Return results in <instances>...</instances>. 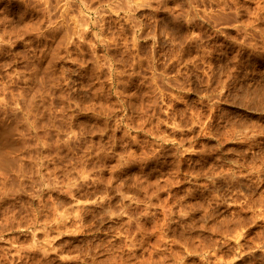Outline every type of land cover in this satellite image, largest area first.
Segmentation results:
<instances>
[{"label":"rangeland","instance_id":"1","mask_svg":"<svg viewBox=\"0 0 264 264\" xmlns=\"http://www.w3.org/2000/svg\"><path fill=\"white\" fill-rule=\"evenodd\" d=\"M149 2L0 0V264H264V137L202 151L229 106L193 83L254 81L264 109V41L192 21L189 0Z\"/></svg>","mask_w":264,"mask_h":264},{"label":"clouds","instance_id":"2","mask_svg":"<svg viewBox=\"0 0 264 264\" xmlns=\"http://www.w3.org/2000/svg\"><path fill=\"white\" fill-rule=\"evenodd\" d=\"M47 2V0H45ZM119 3L120 0H117ZM128 8L133 7H150L151 4L149 0H136V3H132V0H122ZM159 2V0H157ZM253 2L258 5L264 3V0H253ZM189 3L192 5V11L196 15L191 17L192 21L197 19H203L206 23L210 24L215 30L224 35V28H234L237 32L243 37L240 40V43L244 41L251 40L255 41L257 38L264 41V7H258L257 9H252L251 4L248 3V0H221L223 7L220 8L217 12H212L210 10L205 11L204 16H200V10L195 7L196 0H189ZM227 9V11H225ZM121 11L124 9L121 8ZM251 18V20H250ZM139 31V29H137ZM229 39H235V37L229 36ZM193 39L199 41L200 46H205L206 41L199 35L196 34ZM226 55V53H225ZM212 66L205 65V72L208 76V81H211L212 76ZM229 71H234L230 69ZM163 78V83L168 84L170 77H165L163 73L159 74ZM195 91L199 96L200 101L203 102L207 100L210 105L217 107L222 104H227L228 108L221 109V125L217 127V132L215 135L209 130V135L211 138L216 139L218 144L211 149H202V151H218L222 148H225V145L228 144H252L257 141L259 137H264V123L259 120H251L245 117L241 113H232L229 111L230 108H243L245 112H252L254 115L264 116V109L258 110L257 106L251 102V97L256 91L252 87V84L255 83L247 81L245 78L238 79L232 90H222V89H213L210 83H206L203 78H199V83L195 82ZM171 87L172 85H168ZM179 91H192L191 87H182L179 84L177 85ZM171 127L175 130L183 131L184 129L180 128L179 124L175 122L172 123ZM169 143L176 144L175 140L165 141ZM179 147H183L182 144ZM185 152L191 151V149H184ZM241 151H246L245 149H238L234 147L226 148L227 153H237ZM148 157L147 156H137L132 152H127L125 156H121V160L124 161V164H141L147 166ZM123 166V165H122ZM155 170V169H153ZM223 174V173H222ZM230 175L235 178L236 173H230ZM238 242V241H237Z\"/></svg>","mask_w":264,"mask_h":264},{"label":"bare ground","instance_id":"3","mask_svg":"<svg viewBox=\"0 0 264 264\" xmlns=\"http://www.w3.org/2000/svg\"><path fill=\"white\" fill-rule=\"evenodd\" d=\"M6 124H7V123H6ZM6 126H7V125H6ZM6 126H5V127H6ZM9 126H10V125H9ZM6 128H7V127H6ZM6 128H5V129H6ZM3 129H4V127H3ZM10 129H11V128L8 129L9 131H7V129H6V130L3 131V132L0 130V132H1V136L3 135L4 138L9 139L8 141H10V137L8 136V133H7V132H10ZM6 134H7V135H6ZM9 134H10V133H9ZM3 137H2V138H3ZM11 137H13V136H11ZM0 138H1V137H0ZM2 138H1V140H2ZM12 140H13V138H12ZM12 140H11V141H12ZM2 141H3V140H2ZM8 141H6V142H7V143H10V142H8ZM0 142H1V141H0ZM12 142H13V141H12ZM3 143L5 144V141H3ZM4 144H3V146H2V150H1V145H2V142H1V145H0V151H1V152H2V151L4 150V148H5V147H4ZM10 144H11V143H10ZM14 144H15V143H14ZM11 145H12V144H11ZM5 146H6V144H5ZM9 146H10V145H9ZM13 147H14V146H13ZM10 148H11V147H10ZM14 149H15V148H14ZM17 149H18V148H17ZM9 150H10V149H9ZM12 150H13V148H12ZM12 150H11V151H12ZM19 150H20V148H19ZM7 151H8V149H6V152H7ZM13 151H14V150H13ZM8 152H9V151H8ZM2 153H3V152H2ZM4 154H5V153H4ZM6 154H7V153H6ZM8 154H12V153L9 152ZM2 155H3V154H2ZM4 156H5V155H4ZM4 156H3V157H4ZM0 157H1V156H0ZM8 157H9V156H8ZM8 157H7V158H8ZM6 161H7V159H6ZM2 162H3V161H2ZM7 162H8V161H7ZM11 162H13L12 159H11ZM11 162H10V159H9V164H10ZM1 164H3V163H1ZM3 165H4V164H3ZM10 166H11V164H10ZM3 167L5 168V167H8V166L4 165Z\"/></svg>","mask_w":264,"mask_h":264}]
</instances>
